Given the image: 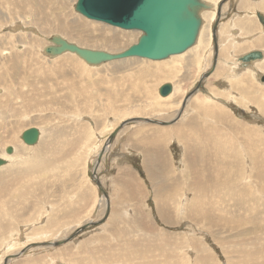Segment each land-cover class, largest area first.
Here are the masks:
<instances>
[{"label":"rangeland","instance_id":"obj_1","mask_svg":"<svg viewBox=\"0 0 264 264\" xmlns=\"http://www.w3.org/2000/svg\"><path fill=\"white\" fill-rule=\"evenodd\" d=\"M243 1L213 2L185 56L92 66L45 48L59 35L119 52L142 32L88 19L77 0H0V264H264V28L259 1ZM254 50L261 61H241Z\"/></svg>","mask_w":264,"mask_h":264},{"label":"water","instance_id":"obj_2","mask_svg":"<svg viewBox=\"0 0 264 264\" xmlns=\"http://www.w3.org/2000/svg\"><path fill=\"white\" fill-rule=\"evenodd\" d=\"M206 5L202 0H77L75 10L88 19L126 30H140L142 34L138 42L122 51L109 52L83 47L57 35L53 36L52 43L45 51L53 56L72 52L95 65L130 57L167 59L186 52L196 43L202 24L200 12ZM259 18L264 24V17ZM260 57L261 52L252 51L243 60ZM171 91L172 85L169 83L159 88L160 95L164 97ZM40 136V129L32 127L26 129L21 138L26 144L34 145ZM13 152L12 146L6 148V153ZM6 162L7 159L0 157V166ZM98 185L101 188L100 182Z\"/></svg>","mask_w":264,"mask_h":264},{"label":"bare ground","instance_id":"obj_3","mask_svg":"<svg viewBox=\"0 0 264 264\" xmlns=\"http://www.w3.org/2000/svg\"><path fill=\"white\" fill-rule=\"evenodd\" d=\"M38 1V0H37ZM203 2H205L207 5H206V7L204 8V9H202L201 10V12H200V14H201V17H202V24H201V29H200V32H199V35H198V38H197V41H196V43L193 45V46H201V45H203V43H204V25H205V20H206V16L208 15V17L209 16H211V20L214 22V18H215V15H217V13L216 12H218V10L220 11V9H219V7L218 8H216V5H215V7H214V4H213V2H216V0H202ZM255 1V0H254ZM256 1H259V2H257L258 4H256V6H255V8H257V9H255L254 8V10H255V12L253 13V14H251L252 16H256V17H261L262 15H260V14H258V16H257V13L258 12H261V13H264V0H263V2H260V0H256ZM255 1V2H256ZM63 2V1H62ZM57 3V2H56ZM64 3H66V1L64 2ZM242 4V3H241ZM244 5H246V6H248V4H247V0H244L243 1V5H242V7L244 6ZM210 6H211V8H212V6H213V10L211 11V10H208V8H210ZM218 6V5H217ZM46 7V6H45ZM222 7V6H221ZM225 7V6H224ZM46 9V8H45ZM211 11V12H210ZM216 11V12H215ZM216 13V14H215ZM249 16V15H248ZM262 20V19H261ZM208 24V23H207ZM218 27V26H217ZM51 31V30H50ZM206 31V30H205ZM217 35V34H216ZM218 37V36H217ZM216 37V38H217ZM209 41H211V38L213 39L214 38V36H212V34H211V38H210V35H209ZM71 42V41H70ZM217 42V41H216ZM33 43V42H32ZM73 43V42H72ZM219 43V42H218ZM258 43H259V45H261V46H264V38H261V39H259V41H258ZM216 45V44H215ZM81 46V45H80ZM213 48V47H212ZM46 49V48H45ZM46 52V51H45ZM110 52V51H109ZM187 52V51H186ZM264 52V51H263ZM219 53V52H218ZM226 54V53H225ZM248 54V53H247ZM77 54H75V56H76ZM246 54H244V55H242L241 56V58L243 59V57L245 56ZM50 56H53V55H50ZM78 56V55H77ZM176 57L177 56H185V53H183V54H178V55H175ZM78 57H80V56H78ZM172 57V56H171ZM81 58V57H80ZM215 58V60H214V64H213V68H214V66H216L214 69H213V71H212V73H214L216 70H217V65H218V63H217V55L214 57ZM15 59V58H14ZM70 58L68 57V60H69ZM241 59V61H244V60H242ZM49 61V60H48ZM64 61V60H63ZM70 61V60H69ZM84 61V60H83ZM156 61V60H155ZM253 61V60H252ZM50 62V61H49ZM65 62V61H64ZM163 62V61H162ZM262 62H264V61H262ZM212 63V62H211ZM89 64V63H88ZM157 64V63H156ZM159 65H160V63H158ZM90 65H92V66H100L101 64H97V65H95V64H90ZM174 65H176V64H174ZM156 66V65H155ZM263 67L264 68V64H262V65H259L258 64V68L259 67ZM19 67V66H18ZM161 67H164V66H161ZM260 67V68H261ZM84 68V67H83ZM263 68H261V69H263ZM20 69V68H19ZM88 69V68H87ZM159 69H161L160 67H159ZM24 70V69H23ZM23 70H22V72H23ZM208 70V69H207ZM148 71V70H147ZM19 72V71H18ZM21 72V71H20ZM144 72V71H143ZM154 73V72H153ZM152 73V74H153ZM158 73V72H157ZM212 73H210V74H212ZM155 74V73H154ZM173 74H174V72H173ZM202 74V73H201ZM209 74V72H207L206 71V74L200 79V82H201V84H202V82L204 81L203 80V78L204 77H207V76H209L210 75ZM264 74V73H263ZM19 75V74H18ZM168 77H172V74L171 75H169ZM208 78V77H207ZM245 78V77H244ZM170 79V78H169ZM171 80V79H170ZM168 82V81H167ZM170 84V83H169ZM172 85V84H171ZM127 87V86H126ZM23 88V87H22ZM175 88V86L174 85H172V91H171V93L170 94H168L167 96H165V99H167V98H170V96L171 95H173L172 93L174 92V89ZM199 88H200V86H197V89H194V90H199ZM21 91V90H20ZM19 91V92H20ZM23 93V92H22ZM25 93V92H24ZM31 93V92H30ZM194 93V92H193ZM192 93V94H193ZM16 96H14V98L15 97H18L21 101H23L24 102V100H23V96H25V95H21V93H16L15 94ZM4 96V95H3ZM164 97V96H163ZM173 97V96H172ZM93 98V97H92ZM186 98L187 97H185L184 98V100H183V102H184V105H185V103H186ZM192 98V97H191ZM189 99H190V97H189ZM188 99V100H189ZM34 100H36V99H34ZM16 102V101H15ZM32 102V101H31ZM182 102V103H183ZM180 103H178V105H179ZM260 104V103H259ZM180 106H182L181 104H180ZM186 106V105H185ZM127 107V106H126ZM173 107H174V105H173ZM181 109V108H180ZM220 112V111H219ZM217 115V114H216ZM218 117V116H217ZM220 117V116H219ZM218 117V118H219ZM139 120H144V121H152L153 123H157V124H162V125H169V124H172L174 121H176V119H174L173 121H158V120H154V119H152V118H145V117H140V118H138ZM137 119V120H138ZM0 121H1V115H0ZM175 123V122H174ZM11 125V124H10ZM9 125L7 124V125H4L3 126V123L1 122L0 123V131H2L3 129L5 130V132L7 131V129H9ZM15 127V126H14ZM0 135H1V132H0ZM172 135V134H171ZM112 136V135H111ZM10 137L11 136H8L7 138H8V140L11 142V140H10ZM3 138H0V141L2 140ZM12 143H15V137H14V140L12 141ZM107 143V142H106ZM111 147H112V143L110 144V143H107V144H105V145H103L102 146V148L103 149H101L102 151L100 152L101 154H99L98 155V158H97V160L100 158V160L99 161H97L96 162V165H95V167L94 168H99V166L104 162V157L107 155V153L111 150ZM192 147V146H191ZM4 157V158H6L7 159V155H5L4 153H0V157ZM27 158V157H26ZM36 160V159H35ZM255 160H257V159H255ZM27 161V160H26ZM29 161H32V160H29ZM254 164V163H253ZM255 165V164H254ZM256 167V166H255ZM9 168V167H8ZM258 168V172L259 173H261V171H262V173L261 174H264V168H259V167H257ZM259 169L261 170V171H259ZM47 170H49V169H47ZM40 171V170H39ZM41 172V171H40ZM94 175H95V178H96V180L97 181H100L99 180V177L97 176V174H96V172L94 173ZM98 185V184H97ZM27 186V185H26ZM21 188V187H20ZM101 189H103L102 187L100 188V190ZM24 190V189H23ZM104 190V189H103ZM18 191V190H17ZM16 191V192H17ZM102 191V190H101ZM21 194H24L23 192L22 193H20V195ZM235 196V195H234ZM214 197V196H213ZM216 197H218V196H216ZM215 197V198H216ZM231 197V196H230ZM235 197H237V196H235ZM20 198V197H19ZM232 199H234V198H232ZM253 206H255V207H257L256 205H253ZM212 208V207H211ZM112 213V212H111ZM27 245H29V243L27 244ZM26 245V246H27ZM61 245V244H60ZM26 246L24 247V248H26ZM23 248V249H24ZM22 249V250H23ZM16 254H18V253H14V254H10V255H8V256H6V257H8L9 258V260H8V262L7 263H9V262H11V260L12 259H14L15 258V256H16Z\"/></svg>","mask_w":264,"mask_h":264},{"label":"flooded vegetation","instance_id":"obj_4","mask_svg":"<svg viewBox=\"0 0 264 264\" xmlns=\"http://www.w3.org/2000/svg\"><path fill=\"white\" fill-rule=\"evenodd\" d=\"M258 14H260V15H262V17H264V13L258 12V13H257V16H258ZM258 18H259V16H258ZM262 26H263V28H264V24H262ZM259 37H260V36H259ZM254 51H258V50H254ZM259 52H261V51H259ZM262 54H263V53L261 52V57H260V59H257V58H256L255 60H259V61H261V60H262V59H261V58H262ZM263 59H264V58H263ZM255 60H253V61H255ZM250 61H251V60H250Z\"/></svg>","mask_w":264,"mask_h":264}]
</instances>
